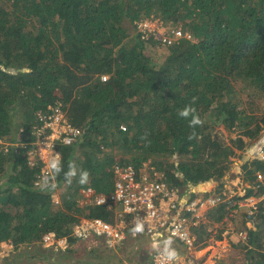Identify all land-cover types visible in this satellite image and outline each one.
<instances>
[{"label":"trees","instance_id":"1","mask_svg":"<svg viewBox=\"0 0 264 264\" xmlns=\"http://www.w3.org/2000/svg\"><path fill=\"white\" fill-rule=\"evenodd\" d=\"M151 15L182 24L196 39H141L135 21ZM148 44H161L162 60ZM58 99L85 128L76 143L60 145L65 171L75 161L90 173L83 186L78 178L68 185L63 172L55 188L35 183L41 168L29 162L32 125ZM189 103L204 121L194 130L177 115ZM263 129L264 0H0V242L16 245L0 264H18L29 246L46 264H119L120 252L74 238L55 263L41 239L51 230L68 233L86 213L114 217L112 208L89 202L85 189L112 191L117 162L139 166L151 158L171 185L198 184L223 176ZM244 168L253 179L264 173V158L246 159ZM242 197L210 208L201 236L237 206L247 232L234 242L246 255L242 264H264V198L256 209L232 203Z\"/></svg>","mask_w":264,"mask_h":264},{"label":"built area","instance_id":"2","mask_svg":"<svg viewBox=\"0 0 264 264\" xmlns=\"http://www.w3.org/2000/svg\"><path fill=\"white\" fill-rule=\"evenodd\" d=\"M135 22L141 39L154 35L165 45L182 39H196L193 33L182 24L169 23L160 16L151 15ZM107 77V74L102 75L103 79ZM122 127L125 128L124 125ZM84 132V127L70 121L62 100L50 102L46 107L38 110L32 125L34 140L29 150L32 156L29 162L39 164L42 171L49 155L58 152L62 158L60 145L76 143ZM46 145L48 147L44 149ZM249 152L251 159L264 158V134L249 147ZM113 172L115 182L112 191L97 192L93 186H88L85 189V196L89 202L112 208L115 212L114 217L109 219L99 215H83L72 224L68 233L60 234L53 230L45 232L41 239L43 247H51L58 251L70 245V238L78 242L93 238L104 247L116 248L122 246L128 239L140 236L150 238L153 243L154 235L160 233L162 238L169 236L187 246L186 253L177 251L178 258L171 264H203L195 258L194 252L199 248L195 242L200 233L199 226L208 223L207 211L228 201L236 194L243 197L232 203L251 209H256L258 202L264 198V173L261 171L255 173V181L262 190L258 195L235 192L234 195L223 196L220 193H214L190 195L185 200L180 199L177 187L170 184L163 171L151 158L142 161L139 166L132 162H117L113 166ZM35 183L39 184L38 180ZM53 198L56 201L59 200L56 192L53 193ZM137 220L144 223V231L133 234L132 229ZM218 225L219 221L208 224L210 239L217 237ZM231 231L230 228L220 230L223 237L215 242L218 245L224 243L227 246V234L231 235ZM239 235L245 239L247 232L241 230ZM15 247L12 238L1 241L0 258L13 252ZM127 264H167V262L153 250L146 258L133 260Z\"/></svg>","mask_w":264,"mask_h":264},{"label":"rangeland","instance_id":"3","mask_svg":"<svg viewBox=\"0 0 264 264\" xmlns=\"http://www.w3.org/2000/svg\"><path fill=\"white\" fill-rule=\"evenodd\" d=\"M159 46H161V44H159ZM159 46L157 47H152L149 44L146 46V49L148 52H152L155 57L159 58L160 60H162L163 58V50L159 48ZM156 48V50H155ZM264 134V129L262 131V134L260 135L259 138H257L256 140H254L252 142V144L259 140ZM251 144V145H252ZM250 145V146H251ZM247 149H245L244 151L238 150L237 154L234 155L231 159V170L230 172L232 173L233 177H238L237 174H235V167L237 165H241V161H242V165L245 162L246 158H250L251 157V153L249 152V147ZM234 168V170H233ZM241 180H243V176L240 177ZM224 187V192H226V195L229 196L231 194H235V192L244 194V187L240 184V180H236L235 182H231L230 183V188H228L226 186V184L223 185ZM203 189V188H202ZM244 207V206H243ZM242 207V208H243ZM247 207V206H246ZM234 209H231L229 211V213L227 214V216H225L222 221H219V225L217 226L216 229V233H217V237H215V239H210L209 237H205V236H201L203 230L206 228L205 225H200L199 229H200V233L197 236L195 242L197 244V246L199 248L196 249V251L194 252V256L195 258L203 263V264H208L210 262H214L215 259L217 260L218 258H224L227 264H242L243 261L246 258V255L244 254L243 251H241L240 249H238L236 246H234V242H237L238 240H244V237H242L241 235H239V231L241 230H245V226L243 225L242 222H240V218H242L241 216H237L236 215V210L235 208H237V206L233 207ZM86 215H88L86 213ZM252 225L250 221H248V225ZM213 224V223H211ZM222 228V229H221ZM226 228H230L231 231V235L227 234V240H228V244L227 246L222 243L220 245H218L215 240H218L220 238H218V235L221 234L220 230H225ZM163 238H171L173 240V247L179 251L180 253H186L187 252V246L184 243L179 242L178 240H176L175 238L166 236ZM85 242V241H84ZM73 244V248L75 249V251H78L79 253L81 252V249H83L82 246H75L74 241H72ZM204 251L201 253V255L203 257H200L199 255V250L200 248H204ZM33 246H29V248H24L21 249L22 250V254H21V258L18 264H46L45 260L43 261L40 257H38L37 255L32 254L31 250H32ZM107 248V247H106ZM107 249H112L115 250L117 252H120L119 255L116 257V260L119 264H127L128 261H133V260H137V259H142V258H146L150 252H152L154 249L152 248V242L151 239L146 237V236H140L138 238H130L128 239L122 246L116 247V248H107ZM199 249V250H198ZM67 248H61L59 251H56L54 249H52L51 247H47V251L48 254H52L55 258H60L62 257V255L66 254ZM104 252H108L107 250H103ZM148 255H147V254ZM77 254H75L73 257H70L69 260L75 259V261L77 260ZM4 258V257H2ZM2 258L0 260H2ZM122 258V260H121ZM78 264H80V262H78Z\"/></svg>","mask_w":264,"mask_h":264},{"label":"clouds","instance_id":"4","mask_svg":"<svg viewBox=\"0 0 264 264\" xmlns=\"http://www.w3.org/2000/svg\"><path fill=\"white\" fill-rule=\"evenodd\" d=\"M177 115L182 119L188 120L189 127L193 130L204 124V121L201 119L192 103L185 105L178 111ZM190 138H195V132H193V136ZM141 139L147 140V133L142 136ZM148 143H150V141H148ZM47 147L48 146L46 145L44 149ZM62 172L65 182L68 185H71L73 179L76 178H78L77 182L82 186L89 182L90 173L87 170L79 168L75 161H69L67 171H65L60 154L54 152L49 155L45 168L41 171L38 183L43 188H55L56 177ZM132 231L133 234L142 233L144 231V223L141 220H137ZM172 245L173 240L171 238H162L160 233H156L153 237L152 248L158 253L159 257L167 262V264H171V262L178 258V252Z\"/></svg>","mask_w":264,"mask_h":264},{"label":"crops","instance_id":"5","mask_svg":"<svg viewBox=\"0 0 264 264\" xmlns=\"http://www.w3.org/2000/svg\"><path fill=\"white\" fill-rule=\"evenodd\" d=\"M246 159H249V158H246ZM240 163H241V165H237L235 167L236 168L235 170L233 168V170L235 171V174H237L238 177H233L232 176V173L230 172L231 167H232V165H231L229 170L223 176H221L219 178L210 179V180H207V181H204V182H200L198 184H191L190 183L188 185L176 186L177 189H178V196L180 197L181 200L187 199L190 195L194 196V195H208V194L220 193L223 196H227L226 192H224V187L220 188V185L226 184V186L228 188H230V183L231 182H235L236 180H240V184L244 187L243 189H246V188H257L258 185H257V182L255 181L256 176L253 179L246 177V170L244 168V163H243V165H242V161ZM242 176H243V178H242L243 180H241V178H240ZM200 184H204L205 187H202L203 189L200 188L199 187ZM97 242L98 241H96L95 239L90 238L88 241L86 240L84 243L88 246V248H90V246H89L90 244L92 245V243H93V245H96ZM130 261H128V262H130ZM54 262L57 263L56 258H55Z\"/></svg>","mask_w":264,"mask_h":264},{"label":"bare ground","instance_id":"6","mask_svg":"<svg viewBox=\"0 0 264 264\" xmlns=\"http://www.w3.org/2000/svg\"><path fill=\"white\" fill-rule=\"evenodd\" d=\"M204 249H205V247H204V248H201V249L199 250V255H201V253L204 251Z\"/></svg>","mask_w":264,"mask_h":264}]
</instances>
